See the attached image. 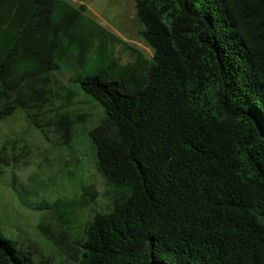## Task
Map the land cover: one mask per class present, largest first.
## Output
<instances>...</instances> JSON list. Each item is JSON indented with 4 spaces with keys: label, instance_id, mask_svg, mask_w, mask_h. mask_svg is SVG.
Returning <instances> with one entry per match:
<instances>
[{
    "label": "trees",
    "instance_id": "trees-1",
    "mask_svg": "<svg viewBox=\"0 0 264 264\" xmlns=\"http://www.w3.org/2000/svg\"><path fill=\"white\" fill-rule=\"evenodd\" d=\"M134 1L152 59L86 5L0 0V122L23 111L73 151L84 118H48L59 90L68 107L83 94L103 111L87 137L111 203L74 264H264V0ZM14 154L3 146L0 166L15 168ZM34 184L15 189L24 207ZM50 207L64 227L41 228L59 246L75 204ZM0 264L54 262L0 229Z\"/></svg>",
    "mask_w": 264,
    "mask_h": 264
},
{
    "label": "rangeland",
    "instance_id": "rangeland-1",
    "mask_svg": "<svg viewBox=\"0 0 264 264\" xmlns=\"http://www.w3.org/2000/svg\"><path fill=\"white\" fill-rule=\"evenodd\" d=\"M75 6L86 5L88 15L117 34L129 45L141 50L149 59L153 51L141 35L144 26L138 21L134 0H66ZM122 63L129 61L127 53H119ZM60 86L66 79L60 78ZM61 98L55 103L48 118L69 111L75 120L84 118L74 150L62 146L63 140L55 134V127L48 130L46 138L27 120L23 111L0 122V149L7 146L8 155L15 150V168L0 166V229L7 239L20 242L25 248H32L39 259L45 258L54 264H74L79 241L87 224L98 210H108L110 197L105 180L95 167L91 156L87 132L95 129L104 120L103 111L91 103L83 94L77 96L75 104L68 107L67 92L59 90ZM53 123L55 125L56 119ZM86 132V133H85ZM11 158V157H10ZM12 162V158L10 159ZM45 183L44 188L29 196L30 207L22 206L15 189H28L30 179ZM36 184L33 187H37ZM86 184L94 187L97 206L85 207L91 199L85 192ZM75 204L74 224L64 233L65 242H51L42 228L59 237L62 221H56V213L50 207L56 201ZM42 227V228H41ZM64 227V226H62ZM68 228V226H67ZM60 239V238H59ZM58 243L60 240L55 239Z\"/></svg>",
    "mask_w": 264,
    "mask_h": 264
},
{
    "label": "crops",
    "instance_id": "crops-1",
    "mask_svg": "<svg viewBox=\"0 0 264 264\" xmlns=\"http://www.w3.org/2000/svg\"><path fill=\"white\" fill-rule=\"evenodd\" d=\"M99 23V22H98ZM115 34V33H114ZM117 35V34H116ZM118 36V35H117Z\"/></svg>",
    "mask_w": 264,
    "mask_h": 264
}]
</instances>
